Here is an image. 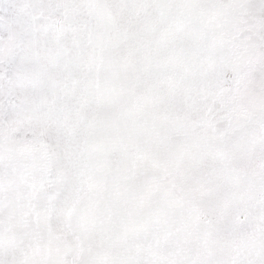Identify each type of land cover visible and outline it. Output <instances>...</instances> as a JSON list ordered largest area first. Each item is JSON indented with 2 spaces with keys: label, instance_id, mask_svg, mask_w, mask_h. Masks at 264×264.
Returning <instances> with one entry per match:
<instances>
[{
  "label": "snow or ice",
  "instance_id": "obj_1",
  "mask_svg": "<svg viewBox=\"0 0 264 264\" xmlns=\"http://www.w3.org/2000/svg\"><path fill=\"white\" fill-rule=\"evenodd\" d=\"M0 264H264V0H0Z\"/></svg>",
  "mask_w": 264,
  "mask_h": 264
}]
</instances>
